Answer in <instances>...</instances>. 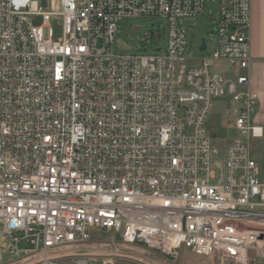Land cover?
I'll use <instances>...</instances> for the list:
<instances>
[{"label": "built area", "instance_id": "2783aa9c", "mask_svg": "<svg viewBox=\"0 0 264 264\" xmlns=\"http://www.w3.org/2000/svg\"><path fill=\"white\" fill-rule=\"evenodd\" d=\"M207 3L0 0V263L114 264L57 254L111 232L162 254L264 264L259 100L247 75L211 71L249 69L252 0H217L214 53L191 58L183 21ZM128 19L166 27L147 34L145 53L123 52ZM160 32L165 50L147 53ZM225 113L236 136L218 146L211 121Z\"/></svg>", "mask_w": 264, "mask_h": 264}, {"label": "rangeland", "instance_id": "374dc122", "mask_svg": "<svg viewBox=\"0 0 264 264\" xmlns=\"http://www.w3.org/2000/svg\"><path fill=\"white\" fill-rule=\"evenodd\" d=\"M217 11V0H208L206 9L200 16L183 21V29L187 38L188 54L191 58L213 55L215 50L214 39L217 29ZM36 24H42V19H37ZM50 25L54 40H58L63 35L61 23L58 20H53ZM162 26L166 27V22L164 20H125L121 23L119 31L116 33L115 47L123 52L145 53L146 51H143L142 47L146 43L145 39L147 34L154 33L156 29H161ZM202 41H205L209 45L206 51L199 50V43ZM148 45L150 51L147 53L156 52V45H160L161 48L165 50L163 32H160L159 42L156 43L151 40L148 42ZM211 71L220 73L228 78L240 74V71L231 69L226 62L222 61L216 62L211 68ZM222 107L226 106L223 105V103H216L214 105V110L220 111L223 109ZM227 122L226 113L215 114L212 118L211 131L218 146H223L236 136L234 133L229 134V125ZM253 146L254 158L259 163L262 178L264 180V139L255 141ZM57 254L111 255L114 257V264H235L233 261L224 260L220 257L214 259L200 258L184 249L177 253L162 254L142 245H127L111 232H97L90 242L82 245H65L57 251ZM30 258L29 261H26L25 257L17 259L8 253L4 261L0 264H35L40 260L38 256ZM257 264L263 263L258 262Z\"/></svg>", "mask_w": 264, "mask_h": 264}, {"label": "crops", "instance_id": "0c3cea01", "mask_svg": "<svg viewBox=\"0 0 264 264\" xmlns=\"http://www.w3.org/2000/svg\"><path fill=\"white\" fill-rule=\"evenodd\" d=\"M249 40L250 67L240 71V74L247 75L250 79L251 91L259 100L255 121L264 128V0H252Z\"/></svg>", "mask_w": 264, "mask_h": 264}, {"label": "water", "instance_id": "95a60500", "mask_svg": "<svg viewBox=\"0 0 264 264\" xmlns=\"http://www.w3.org/2000/svg\"><path fill=\"white\" fill-rule=\"evenodd\" d=\"M206 49V45H205V42H203L202 44H201V50H205Z\"/></svg>", "mask_w": 264, "mask_h": 264}]
</instances>
